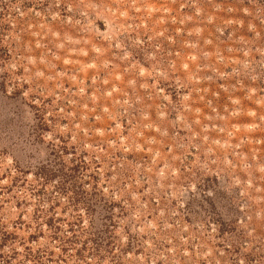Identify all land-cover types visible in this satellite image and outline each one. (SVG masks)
<instances>
[{
	"label": "rangeland",
	"instance_id": "rangeland-1",
	"mask_svg": "<svg viewBox=\"0 0 264 264\" xmlns=\"http://www.w3.org/2000/svg\"><path fill=\"white\" fill-rule=\"evenodd\" d=\"M0 264H264V0H0Z\"/></svg>",
	"mask_w": 264,
	"mask_h": 264
}]
</instances>
